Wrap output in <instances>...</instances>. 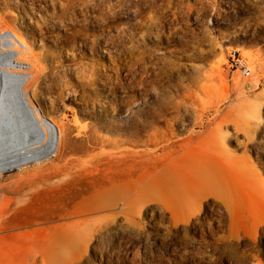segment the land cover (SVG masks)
Wrapping results in <instances>:
<instances>
[{"label":"rangeland","instance_id":"obj_1","mask_svg":"<svg viewBox=\"0 0 264 264\" xmlns=\"http://www.w3.org/2000/svg\"><path fill=\"white\" fill-rule=\"evenodd\" d=\"M0 27L71 134L0 176V264H264V0H0Z\"/></svg>","mask_w":264,"mask_h":264},{"label":"bare ground","instance_id":"obj_2","mask_svg":"<svg viewBox=\"0 0 264 264\" xmlns=\"http://www.w3.org/2000/svg\"><path fill=\"white\" fill-rule=\"evenodd\" d=\"M31 52L30 45L16 32L0 27V176L28 164L51 159L52 153L58 155L68 146L71 138L67 126L65 131L58 129L51 120L41 118L38 109L33 106L30 94L36 90L38 74L26 71V62H23ZM229 52L236 53L238 50ZM165 107L166 103H159L162 111ZM195 175L194 181L198 184L193 187L195 191L200 186L205 188L210 185L211 178L203 171ZM155 182L164 188L166 195L178 207L183 208L192 198L191 190L174 175L159 176ZM149 189L151 185L142 187V191ZM111 192L117 197L126 194L114 188Z\"/></svg>","mask_w":264,"mask_h":264},{"label":"built area","instance_id":"obj_3","mask_svg":"<svg viewBox=\"0 0 264 264\" xmlns=\"http://www.w3.org/2000/svg\"><path fill=\"white\" fill-rule=\"evenodd\" d=\"M229 56L231 57V64L233 66H237V68H240L243 75L248 76L251 74L252 71L251 64L239 52L236 53L229 52ZM55 156L56 153H52L51 158Z\"/></svg>","mask_w":264,"mask_h":264}]
</instances>
